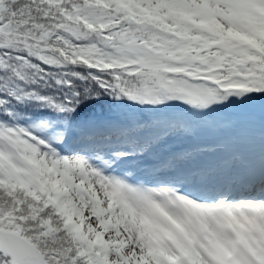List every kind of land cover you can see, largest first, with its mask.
<instances>
[{"label":"snow or ice","instance_id":"snow-or-ice-1","mask_svg":"<svg viewBox=\"0 0 264 264\" xmlns=\"http://www.w3.org/2000/svg\"><path fill=\"white\" fill-rule=\"evenodd\" d=\"M0 264H264V0H0Z\"/></svg>","mask_w":264,"mask_h":264}]
</instances>
